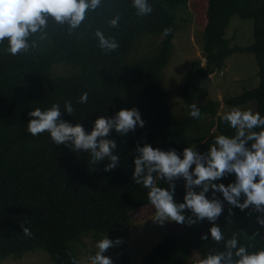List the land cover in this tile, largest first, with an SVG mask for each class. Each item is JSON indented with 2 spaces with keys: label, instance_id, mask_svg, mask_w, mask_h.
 <instances>
[{
  "label": "trees",
  "instance_id": "16d2710c",
  "mask_svg": "<svg viewBox=\"0 0 264 264\" xmlns=\"http://www.w3.org/2000/svg\"><path fill=\"white\" fill-rule=\"evenodd\" d=\"M187 1L148 0L151 13L137 18L129 0H102L77 29L69 31L49 19L43 39L34 34L36 48L28 53L13 56L0 44V261L41 250L53 264H72L73 260L80 264L75 254L77 248H86L88 255L95 251L86 247L83 238L89 237L94 247L105 234L110 240L119 237L121 243L102 255L119 254L121 264H129L130 214L150 206L146 189L131 180L132 160L138 155L135 145L174 148L179 154L184 147L201 143L198 152L206 151L215 136L209 134L206 139V135L199 134L200 120L208 115L215 117L219 105L210 100L197 104L195 97L208 75L220 70L232 54L253 56L259 83L256 88L226 98L223 104L236 107L252 101L254 111L264 116V0H204L203 61H192L184 81L176 88L186 113L188 105L195 103L200 117L193 119L186 114L177 119L171 115L169 93L160 89V75L169 59L174 11ZM114 15L120 19L113 28L107 20ZM235 16L253 21L251 45L231 46L224 38L228 23ZM165 27L171 31L162 37ZM96 29L114 37L118 48L107 54L100 50L93 36ZM150 35L161 36L157 46L130 60L131 50L142 37ZM57 66H65L67 74L53 75ZM82 92L88 94L83 104L79 103ZM64 101L72 104L73 113H62L60 119L79 123L86 132L97 116H111L121 108L135 107L144 126L124 135L110 130L107 138L116 144L113 151L118 161L105 172L107 158L92 163L86 152L53 144L47 132L32 136L25 131L31 109H44L52 103L62 109ZM190 131L199 135L190 138ZM215 132L234 134L219 117ZM231 180L232 175L226 174L219 182L227 185ZM173 183V198L182 202L183 180L178 177ZM157 184L164 186L162 181ZM216 196L221 200L222 211L215 224L224 237L236 235L238 244L249 252L264 249V235L258 232V214L252 207L243 211L233 207L229 215L230 206L219 193ZM184 212L186 217L191 215L187 209ZM177 225L183 229L184 240L164 237L143 256L140 264H185L193 253L198 258L195 264H199L208 253L223 251V241L200 239L211 226L205 219ZM21 227H28L32 236L26 238Z\"/></svg>",
  "mask_w": 264,
  "mask_h": 264
},
{
  "label": "clouds",
  "instance_id": "9594fccd",
  "mask_svg": "<svg viewBox=\"0 0 264 264\" xmlns=\"http://www.w3.org/2000/svg\"><path fill=\"white\" fill-rule=\"evenodd\" d=\"M101 3L102 0H0V44L5 45L6 51L13 56L28 53L36 48L34 34L43 39L49 19L71 31ZM129 3L137 18L152 11L148 0H129ZM119 19V15H114L107 24L114 28ZM170 31L165 27L161 36H167ZM93 36L97 47L105 54L119 46L114 37L105 36L98 29L93 31ZM87 96V92H82L79 103H85ZM62 113L69 116L73 113L69 101L63 102L62 109L57 103L44 109L33 108L27 113L29 119L25 131L32 136L47 132L53 144L86 152L92 163L107 158L108 163L103 167L105 172L114 168L118 161L113 151L116 144L107 138L110 130L124 135L144 126L135 107L118 109L111 116H97L87 132L79 123L60 119ZM187 114L198 119L200 109L195 103L189 104ZM220 120L227 122L234 134L215 136L203 152L196 151L193 145L184 147L179 154L174 148L161 150L147 143L135 145L138 155L132 160L131 180L146 189L147 201L154 210L153 222L191 225L202 218L209 222L211 226L200 239L210 237L216 242L223 241V251L208 253L199 264H264V249L247 251L243 244H238L236 235L226 239L215 224L222 211L221 200L216 196L219 193L223 202L230 206L227 209L229 215L233 207L243 211L251 206L258 213L255 217L258 232L264 235V116L251 109L233 107L224 112ZM226 174L232 175L227 185L219 182ZM178 177L183 180L182 202L173 198V181ZM157 181H162L164 186H159ZM185 209L190 216L186 217ZM21 232L26 238L32 236L28 227H21ZM256 234L254 230L253 235ZM120 243L119 237L110 240L104 234L95 242V251L87 256L88 264H113L102 254ZM72 264L77 261L73 260Z\"/></svg>",
  "mask_w": 264,
  "mask_h": 264
},
{
  "label": "rangeland",
  "instance_id": "374dc122",
  "mask_svg": "<svg viewBox=\"0 0 264 264\" xmlns=\"http://www.w3.org/2000/svg\"><path fill=\"white\" fill-rule=\"evenodd\" d=\"M206 1L188 0L185 6H178L174 11V30L172 45L169 52V59L160 75V89L169 93L168 109L174 117L186 116V107L180 100L176 88L184 79L192 61H203V30L205 27ZM158 36V37H157ZM224 38L231 46H249L253 42V21L251 19H239L232 17L224 32ZM161 39L159 35L142 37L139 44L131 50L130 60L140 58L141 54L152 52ZM68 70L65 66H57L52 70L53 75H65ZM221 73V75L219 74ZM258 68L251 54H232L224 61L220 70L208 75L196 94L197 104H203L210 100L219 106L216 116L210 115L200 120L201 128L199 134L217 136L215 132L216 118L233 107L223 104L228 97L240 94L244 89H253L258 86ZM240 109H251L254 111V102L249 101L243 106H236ZM207 130V133H205ZM190 138L199 135L196 132H189ZM212 144V143H211ZM201 143H194L198 151ZM254 211V209H253ZM255 212V211H254ZM154 210L152 206H146L130 214L129 235L127 242V253L129 264H140L144 255L152 250L166 236H174L178 242L184 240L183 229L175 222H166L163 225L153 222ZM256 213V212H255ZM258 214V213H257ZM253 221V220H252ZM250 221V222H252ZM84 244L90 250L92 247L89 237L83 238ZM107 252V251H105ZM75 254L80 264H88L86 248L79 247ZM113 264H121L119 254L107 255ZM197 255L192 254L185 264H195ZM190 261V263H189ZM0 264H53L48 255L41 250L28 251L20 258L7 257L0 261Z\"/></svg>",
  "mask_w": 264,
  "mask_h": 264
}]
</instances>
